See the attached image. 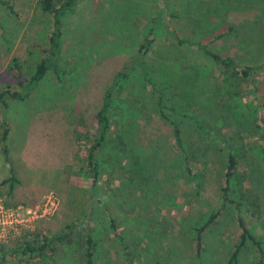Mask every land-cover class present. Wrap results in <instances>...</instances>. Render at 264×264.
<instances>
[{
  "label": "rangeland",
  "instance_id": "374dc122",
  "mask_svg": "<svg viewBox=\"0 0 264 264\" xmlns=\"http://www.w3.org/2000/svg\"><path fill=\"white\" fill-rule=\"evenodd\" d=\"M61 25L59 60L25 100L8 101L5 113L0 109V135L4 117L9 128L6 155L0 148L3 206L32 209L48 191L57 193L60 206L0 245L12 247L25 231L44 236L68 232L70 224L77 226L74 242L33 260L8 255L3 264H83V233L96 243L94 264H130V257L133 264H226L240 241L238 215L264 248V70L257 88L250 86L243 98L211 108L179 103L181 83L169 73L197 66L205 76L198 85L211 94L216 66L187 41L209 43L239 64L264 66V0H77ZM49 26L37 0H0V90L27 89L36 65L46 57ZM151 26L154 41L144 60L155 89L146 86L138 67L112 86ZM109 88L110 130L98 153V182L92 185L76 139L93 135L95 115ZM157 90L166 108L174 107L171 116L185 137L191 134L193 142L208 147L204 166L192 170L199 171V179L181 170L172 127L158 113ZM192 116L213 135L201 138ZM229 153L237 161L230 198L244 204L237 208L222 206ZM10 168L18 182L9 197L10 183L3 182ZM254 200L258 210L250 205ZM216 211L197 254L194 230ZM260 258L248 241L235 264Z\"/></svg>",
  "mask_w": 264,
  "mask_h": 264
},
{
  "label": "trees",
  "instance_id": "16d2710c",
  "mask_svg": "<svg viewBox=\"0 0 264 264\" xmlns=\"http://www.w3.org/2000/svg\"><path fill=\"white\" fill-rule=\"evenodd\" d=\"M77 0H37V8L42 15L47 16L50 19V26L48 28L49 34L47 36L48 47L44 50L46 57L41 59L35 67L33 75L30 77L26 85V90L24 92H19L17 90H12L9 87L3 88L0 90V109L5 113L8 108V101L10 100H25L32 90H34L38 84L45 78L46 74L49 71L51 66L55 65L60 58V28H61V17L65 14L66 11L70 10ZM154 26H151L144 36L143 42L139 46L137 52L129 60L126 66L121 72H119L113 80L112 86H117L121 80L126 79L137 67L142 70L143 80L146 83V86L154 88L152 78L150 73L147 70V64L145 62V57L147 56L150 46L154 41L155 30ZM224 35V34H223ZM223 35H218L216 39L221 38ZM178 44H183L184 41L177 40ZM186 42V41H185ZM188 46H193L196 50L200 51L207 59H209L216 66V72L214 74V85L210 86L209 92L210 95H205L206 89L198 85L200 81H203L205 76L201 69L197 68L194 65H188L187 69L190 72H184L183 74H178L169 70V73L176 78L181 84L178 86L179 90V103L182 105H196L202 108L212 107L215 105L227 106L231 100L236 98H243L245 96L246 90L253 86L257 88L256 82L257 78L261 76V71L264 70V66H259L255 68L250 65L239 64L233 58L228 56H222L216 53L211 49L209 43L203 41H187ZM54 63V65H52ZM167 70V69H166ZM260 71V72H259ZM202 73V74H201ZM178 77V78H177ZM179 79V80H178ZM157 108L160 118L164 123L170 125L173 130L174 146L180 154L181 162L183 168L182 171L186 175L193 178H200L199 171L194 174L192 172L193 167L196 164L204 166L202 161L203 156L207 153L208 147L199 146L197 142H193V135L188 134V137H185V134L182 133L180 126L173 120L172 114L175 115V109L173 106L166 108L163 101V93L157 90ZM111 109V89L109 88L103 98L101 108L95 115L97 126L93 135L87 134L82 137L78 136L76 143L80 148L81 152L85 153L86 164L91 174L92 185H96L99 178V160L98 153L103 147L107 139V134L110 130V118L109 111ZM171 112V114L169 113ZM231 111V109H230ZM182 116L187 118V114L183 113ZM192 124L202 135H213V133L206 129L200 120L196 116L189 117ZM3 132L0 135V148L4 155H6L5 143L9 134L8 122L4 119L1 121ZM262 154L264 160V126L262 128ZM84 138V139H82ZM192 139V140H191ZM194 144V146H193ZM4 162H7L6 156ZM178 166V164H177ZM10 177L6 179L3 183H10L9 187V197L17 179L15 178L14 171L12 168L9 169ZM237 173V161L236 157L229 153L227 157L226 171L224 174L225 186L222 188L221 199L222 206L223 204H235L236 208L244 205L241 203L242 199L235 201L230 198L229 186L231 180L235 177ZM242 204V205H241ZM250 205H254L255 210H258L259 205L256 201H252ZM219 211L213 212L209 218L198 228H196L194 241L196 245L197 254L202 250V240L203 234L207 228H209L216 220ZM237 222L240 229V241L233 248L229 260L226 264H235L237 257L241 249L245 244L250 241L252 244L256 245L260 252V259L254 264H264V248L262 247L263 243L257 241L252 235L250 228L247 226L246 221L240 216H237ZM111 226L113 234L115 237L120 239L123 244V238L118 234V231L115 227L114 222L111 221ZM68 232H60L53 234L51 236L39 235L37 233H28L27 231L23 232L19 236L18 241L10 248L4 249L0 245V264L5 262L6 256L15 255L18 257L28 256L30 259H36L41 257L46 250L53 252L56 245H72L73 234L77 229V226L74 224L67 225L66 227ZM83 264H94V251L96 243L93 240L90 233H83ZM126 250V249H125ZM126 255L129 256V253L126 252ZM130 259V264H133V260Z\"/></svg>",
  "mask_w": 264,
  "mask_h": 264
},
{
  "label": "built area",
  "instance_id": "2783aa9c",
  "mask_svg": "<svg viewBox=\"0 0 264 264\" xmlns=\"http://www.w3.org/2000/svg\"><path fill=\"white\" fill-rule=\"evenodd\" d=\"M60 206V199L56 192L48 191L41 203L35 208L16 209L5 208L0 199V241L16 235L20 227H28L31 222L53 215Z\"/></svg>",
  "mask_w": 264,
  "mask_h": 264
}]
</instances>
